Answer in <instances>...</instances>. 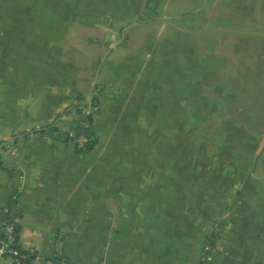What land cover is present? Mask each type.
<instances>
[{"label":"rangeland","instance_id":"1","mask_svg":"<svg viewBox=\"0 0 264 264\" xmlns=\"http://www.w3.org/2000/svg\"><path fill=\"white\" fill-rule=\"evenodd\" d=\"M220 2L0 0V61L14 60L25 50L63 46L60 59L75 63L76 68L60 69L57 90L63 92L73 87L66 82L82 77V70L95 64L90 90L84 88L71 100L81 119L93 110L84 98L95 97L99 105L101 92L109 116L116 118V96H120L122 101L127 99L120 122L127 118L128 127L141 125L130 118V109L145 92L143 101L149 107L145 115L154 129L148 139L155 145L150 158L155 159L150 174L146 170L143 175L140 168L133 173L132 185H136L131 201L138 198L139 204H149L143 212L150 218L155 215V205L167 207L166 211L172 206L173 221L192 222L188 231L197 238L196 254L201 249L204 255L210 252L211 241L219 234L224 235L229 254L256 264L261 259L259 240L264 237V68L259 69L262 63L256 61L247 69L243 63L235 70L228 68L234 43H228L227 37L210 36L212 22L204 21L211 19ZM3 66L0 63V75L5 72ZM99 75L102 79L108 76V87L102 85ZM46 89L30 83L8 84L0 77L3 163L17 159L12 142L20 132L29 135L37 131L30 130L35 126L28 121L34 115L31 110L28 115L15 107V113L7 112L15 103L10 96L40 90H44L40 95H47ZM12 117L18 129L9 126ZM51 122H43V126L54 135L58 120ZM144 134L138 133L135 156L146 155ZM147 178L152 179L155 193L148 191ZM20 194L19 189L12 200L0 206L3 215L2 210L14 199L19 208ZM159 221L166 222L164 217ZM141 223L147 227L148 222ZM201 240L203 248L199 247Z\"/></svg>","mask_w":264,"mask_h":264},{"label":"crops","instance_id":"2","mask_svg":"<svg viewBox=\"0 0 264 264\" xmlns=\"http://www.w3.org/2000/svg\"><path fill=\"white\" fill-rule=\"evenodd\" d=\"M208 20L212 22L210 36L227 37L228 43H234V52L227 59L229 69L235 70L242 63L247 69L252 61L262 63L259 69L264 68V0H221L205 23ZM62 48L59 45L25 50L14 60L0 61L5 69L0 77L6 83L21 86L30 83L37 88L48 87L49 91L47 95H40L44 91L40 90L10 96L15 103L7 112L13 114L18 108L28 115L31 110L34 115L28 121L35 126L30 130L37 131L29 135L20 132L21 136L12 142V149L18 152L16 160L10 163L0 160V206L21 190L16 220L18 245L22 250L35 251L36 257L30 264H59L61 260L69 264H252L251 259L238 260L236 255L229 254L230 247L223 241L224 235L219 234L211 241L210 252L204 255L201 249L196 254L197 238L188 231L192 222L173 221L172 206L166 211L170 205L164 209L155 205V215L150 218L143 212L149 204H139L138 198L131 201L136 185H132L133 173L140 168L143 175L146 170L150 174L155 159L150 158V149L154 150L155 145L148 139L154 129L150 128L149 115H145V109H149L143 101L145 92L130 109L133 117H129L141 124L133 128L126 125L127 118L120 122L127 99L122 101V97L116 96L113 119L104 110L99 92V110L92 122L96 145L88 153L76 151L72 144L68 146L66 134L80 121L71 100L84 88L90 90L91 69L95 64L85 67L82 77L66 82L65 85L73 87L64 92L57 90L60 69H76L75 63L60 59ZM99 76L102 85L108 87V76L104 79ZM136 81L137 78L133 86ZM92 98L87 96L84 101L89 104ZM14 117L10 120L11 128H15ZM51 120H58L54 122V135L43 126V122ZM140 132L147 133L141 137L148 143L147 156L143 157L135 156ZM152 176L155 179L154 169ZM151 180L147 178L148 191L155 193ZM163 217L166 222L162 224L159 220ZM144 220L147 227L142 226ZM7 221L8 217L0 212V234ZM259 241L261 259L256 264H264V237ZM199 247L203 248L202 240ZM9 263V259L0 258V264Z\"/></svg>","mask_w":264,"mask_h":264},{"label":"built area","instance_id":"3","mask_svg":"<svg viewBox=\"0 0 264 264\" xmlns=\"http://www.w3.org/2000/svg\"><path fill=\"white\" fill-rule=\"evenodd\" d=\"M91 109H93L91 112L97 111L96 107H92ZM91 112H87L86 115L90 114ZM68 138L77 150H84L85 144L87 143V138L83 134H75V132L69 131ZM2 212L8 217V221L3 227L4 231L1 230V234H3V236L0 239V258L9 259L11 264H30L32 259L36 257L35 251L32 248L18 250L13 247L16 242L14 225L16 224L18 216L16 199L12 201L9 207H5ZM59 264L69 263L65 260H61Z\"/></svg>","mask_w":264,"mask_h":264},{"label":"trees","instance_id":"4","mask_svg":"<svg viewBox=\"0 0 264 264\" xmlns=\"http://www.w3.org/2000/svg\"><path fill=\"white\" fill-rule=\"evenodd\" d=\"M90 107H98V104L96 103V99L95 97L92 98V100L89 102ZM98 113V108L96 112H91L90 114L86 115L83 117V119L80 118V122L78 123V125L73 128L70 131L75 132V134H83L86 138H87V143L85 144L84 150H77L78 152H82V153H87L88 151H90L91 149L94 148V146L97 143V140L95 138L94 132L92 131V122H93V118L94 116ZM42 132V130L40 131ZM66 139L67 141L70 142V139H68V135L66 134ZM18 231H19V227L17 224L14 225V233L16 236V242L14 244V248L20 250L21 247L18 245ZM3 234H0V239L2 238ZM53 263H55L54 260H52Z\"/></svg>","mask_w":264,"mask_h":264}]
</instances>
